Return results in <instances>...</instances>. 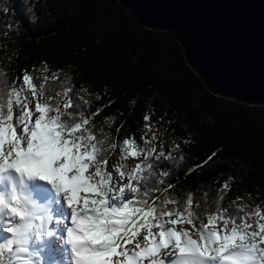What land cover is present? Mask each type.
<instances>
[{
    "label": "snow or ice",
    "instance_id": "6c2138e0",
    "mask_svg": "<svg viewBox=\"0 0 264 264\" xmlns=\"http://www.w3.org/2000/svg\"><path fill=\"white\" fill-rule=\"evenodd\" d=\"M41 65L11 80L0 67V264H264V207L224 204L228 182L211 203L208 192L170 194L175 157L157 146L151 115L139 143L113 139L94 124L113 101L74 94L69 75Z\"/></svg>",
    "mask_w": 264,
    "mask_h": 264
},
{
    "label": "trees",
    "instance_id": "16d2710c",
    "mask_svg": "<svg viewBox=\"0 0 264 264\" xmlns=\"http://www.w3.org/2000/svg\"><path fill=\"white\" fill-rule=\"evenodd\" d=\"M5 5L10 12L0 14V30L13 28L0 67L9 80L46 61L72 78L74 94L85 87L101 103L113 101L94 119L113 139L134 135L139 141L150 114V123L173 138V150L162 145L175 157L165 162L170 194L181 200L208 192L211 203L224 182L230 184L224 204L242 193L264 200V107L211 94L170 32L144 28L118 0H0ZM105 116L123 124L119 133Z\"/></svg>",
    "mask_w": 264,
    "mask_h": 264
},
{
    "label": "water",
    "instance_id": "95a60500",
    "mask_svg": "<svg viewBox=\"0 0 264 264\" xmlns=\"http://www.w3.org/2000/svg\"><path fill=\"white\" fill-rule=\"evenodd\" d=\"M144 28L170 32L213 95L264 107V0H118Z\"/></svg>",
    "mask_w": 264,
    "mask_h": 264
},
{
    "label": "rangeland",
    "instance_id": "374dc122",
    "mask_svg": "<svg viewBox=\"0 0 264 264\" xmlns=\"http://www.w3.org/2000/svg\"><path fill=\"white\" fill-rule=\"evenodd\" d=\"M153 130L156 132V135L159 137V143H158V147L161 144H165L168 149L173 150L174 149V142H173V138L168 135L164 129L160 128H156L153 127ZM145 133V129L142 130L138 136H142ZM149 136L151 135V133L148 134ZM134 136V135H131ZM130 137V136H129ZM124 139V138H123ZM122 139V140H123ZM137 142L139 143V141L137 140ZM119 160V152L117 151L111 158L110 163H115L116 161ZM238 197H242L241 201H238V203H245L247 205H249L250 207H255L257 204H260L262 207H264V200L263 199H259V200H255L254 198H252L250 195H248L247 193H242L241 195H239ZM235 200V199H234ZM232 200V201H234ZM230 201V203L232 202Z\"/></svg>",
    "mask_w": 264,
    "mask_h": 264
}]
</instances>
